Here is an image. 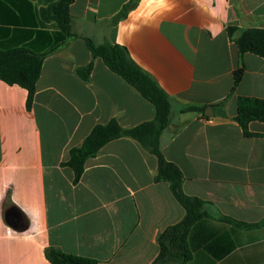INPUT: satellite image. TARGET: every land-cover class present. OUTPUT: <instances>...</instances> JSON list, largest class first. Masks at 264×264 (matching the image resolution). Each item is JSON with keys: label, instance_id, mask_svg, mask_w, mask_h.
Here are the masks:
<instances>
[{"label": "crops", "instance_id": "0c3cea01", "mask_svg": "<svg viewBox=\"0 0 264 264\" xmlns=\"http://www.w3.org/2000/svg\"><path fill=\"white\" fill-rule=\"evenodd\" d=\"M55 0H0V47L44 51L54 23L40 11ZM72 0L70 29L95 44L126 48L168 96L171 120L160 137L164 158L182 172V191L206 204L188 240L186 264H264V224L242 230L217 221L264 219V122L245 136L235 122L239 96L264 100V59L239 55L234 38L264 28V0H227V22L213 38L205 25L223 16L220 0ZM227 27H234L228 36ZM92 62L89 80L75 69ZM243 67L231 91L233 71ZM26 90L0 80V264H50L47 247L96 264H151L156 235L184 216L157 161L135 140L107 142L85 161L78 182L61 165L96 124L131 128L155 116L152 104L74 38L42 61L31 108ZM204 111H184L186 107ZM208 114L205 115L207 107Z\"/></svg>", "mask_w": 264, "mask_h": 264}, {"label": "trees", "instance_id": "16d2710c", "mask_svg": "<svg viewBox=\"0 0 264 264\" xmlns=\"http://www.w3.org/2000/svg\"><path fill=\"white\" fill-rule=\"evenodd\" d=\"M72 0H55L47 8L40 11L44 19L52 20L54 31L44 35L52 42L51 47L44 51H36L30 45L15 47H0V80L8 85H18L26 90V109H30L35 93V84L40 75L42 61L45 57L61 50L74 38H82L92 59L99 58L103 64L114 74L122 78L133 87L155 110L152 120L142 122L131 128H122L115 119L104 124H96L78 147H72L68 152V158L61 163L69 167L73 172V182L80 179L85 161L96 155L98 150L107 142L128 137L136 142L157 161L154 182H166L174 200L184 209L183 218L176 224L167 226L156 235L158 253L151 264H186L192 257V249L189 244V233L198 221L211 218L207 212L206 204L198 197L186 195L182 191L184 179L180 169L172 162L167 161L162 155L160 137L162 132L170 124L171 107L168 96L162 91L152 78L146 75L130 59L125 47L111 44H95L91 39L79 37L70 29L69 6ZM138 0H128L121 10L112 18L116 22L125 17L127 12L133 9ZM228 36H233L236 28L227 27ZM234 43L241 57L244 53H250L264 59V28H249L234 38ZM92 70V62L75 69V74L82 81L89 80ZM243 67L239 62L233 71V85L231 91L242 79ZM184 111H204V107L189 106ZM235 122L242 129L245 136L252 135L247 126L252 121L264 122V100L239 96L236 99ZM217 221L231 225L235 228L247 230L260 227L264 219L256 223H245L226 216L215 217ZM44 256L50 264H96L93 259L66 254L54 247H47Z\"/></svg>", "mask_w": 264, "mask_h": 264}, {"label": "clouds", "instance_id": "9594fccd", "mask_svg": "<svg viewBox=\"0 0 264 264\" xmlns=\"http://www.w3.org/2000/svg\"><path fill=\"white\" fill-rule=\"evenodd\" d=\"M220 2L223 4V16L214 17L212 21L205 25V30L208 31L213 38L223 30L224 24L227 22V0H220Z\"/></svg>", "mask_w": 264, "mask_h": 264}, {"label": "water", "instance_id": "95a60500", "mask_svg": "<svg viewBox=\"0 0 264 264\" xmlns=\"http://www.w3.org/2000/svg\"><path fill=\"white\" fill-rule=\"evenodd\" d=\"M208 110H211V107H210V106L207 107V109H206V111H205V115H210V114H208Z\"/></svg>", "mask_w": 264, "mask_h": 264}]
</instances>
